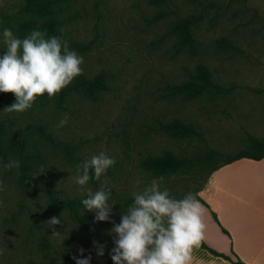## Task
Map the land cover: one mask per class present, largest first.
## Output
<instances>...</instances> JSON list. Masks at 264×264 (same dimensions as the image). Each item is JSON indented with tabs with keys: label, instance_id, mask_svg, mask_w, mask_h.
<instances>
[{
	"label": "rangeland",
	"instance_id": "374dc122",
	"mask_svg": "<svg viewBox=\"0 0 264 264\" xmlns=\"http://www.w3.org/2000/svg\"><path fill=\"white\" fill-rule=\"evenodd\" d=\"M24 6V0H0V55L7 50L3 29L12 30L26 18ZM61 19L67 39L89 47L80 51L69 46L83 58L81 75L92 79L103 73L107 90L96 101L72 96L66 109L37 97L23 113L3 111L15 96L0 93L1 120L16 128L41 123L53 136L54 144L32 138L42 158L38 174L59 196L86 198L70 177L78 165L103 152L115 164L86 188L95 192L106 182L112 190L111 219L119 223L132 193L153 179L174 199L189 192L197 196L213 169L248 148L249 136L264 141V0H168L162 6L149 0H76ZM181 19L195 21V56L180 49L173 35V25ZM222 38L232 49L219 45ZM200 63L210 69L216 88L191 101L171 97L167 88L185 82ZM65 117L67 123L60 127ZM177 118L194 124L200 136L166 134L161 123ZM165 150L192 159V171L160 179L141 167L147 156ZM7 163L0 159V264H76L73 255H91L90 264L113 263V242L106 234L110 222H94V213L84 209V224L74 222L68 212L55 213L42 187L20 186L19 168L7 169ZM53 216L61 218L56 226L60 236H51L44 224ZM93 241L106 242L103 257H97Z\"/></svg>",
	"mask_w": 264,
	"mask_h": 264
},
{
	"label": "clouds",
	"instance_id": "9594fccd",
	"mask_svg": "<svg viewBox=\"0 0 264 264\" xmlns=\"http://www.w3.org/2000/svg\"><path fill=\"white\" fill-rule=\"evenodd\" d=\"M2 40L7 50L0 55V93H12L15 102L3 111L23 113L30 109L37 97L51 99L82 74L83 58L69 49L62 37L45 38V33L32 30L20 39L9 28H4ZM67 123V117L59 126ZM115 160L105 153L93 155L77 166L76 175L70 179L86 192L82 200L84 210L94 213V222H110L107 230L113 242L109 255L113 264H193V253L205 241L206 224L204 208L196 196L189 192L182 199H174L167 189L161 190L160 180L153 179L142 191L133 192V202L121 211L120 222L111 219L113 204L109 201L112 190L102 182L93 192L86 186L90 179L99 181ZM7 169L19 168V161L10 160ZM90 172L92 175H90ZM162 179V178H160ZM139 183V182H138ZM4 191L0 181V192ZM61 218L53 216L44 224L52 230L53 237L61 234L56 226ZM97 257L105 254L106 242L93 241ZM80 256L84 249L80 248ZM76 264H90L91 255L78 258Z\"/></svg>",
	"mask_w": 264,
	"mask_h": 264
},
{
	"label": "trees",
	"instance_id": "16d2710c",
	"mask_svg": "<svg viewBox=\"0 0 264 264\" xmlns=\"http://www.w3.org/2000/svg\"><path fill=\"white\" fill-rule=\"evenodd\" d=\"M76 0H24V20L20 21L12 29L14 35L23 39L31 33L32 30H40L45 33V38L51 36L62 37L68 41L70 47L86 51L89 49L87 45H80L70 42L64 32L61 31L62 25L61 14L67 7L71 6ZM168 0H149L154 6L165 5ZM194 20L181 19L173 25V35L178 39L180 49L195 56L197 54L198 42L194 37L193 26ZM219 45L225 49H232L231 42L222 38ZM216 88L210 69L200 63L194 72L189 73L188 79L182 84L169 86L167 88L169 95L174 98H181L184 101H191L212 92ZM107 90L106 76L103 73L88 78L84 75L78 76L72 84L68 85L55 97L51 98L55 101L59 109H66L67 100L75 95H81L89 100L96 101L100 92ZM41 102L49 99L47 94L39 97ZM162 130L169 136L177 139H187L199 137L200 133L194 124L184 122L177 118L168 123H161ZM34 137H38L44 142L54 144L53 136L47 130V126L41 123H30L24 128H16L15 123L10 120L0 119V159L7 163L9 159L15 158L19 161V184L23 188H35V184L42 187L48 198L49 207L55 213L68 212L72 220L78 224L86 222L83 217L82 199L65 198L59 196L58 193L47 186V180L38 174V162H42L40 152L33 143ZM264 158V141L249 136V145L246 150L241 151L238 155L230 158L213 169L210 176L221 166L230 164L240 159L261 160ZM83 163V162H82ZM141 167L151 173L155 177L166 178L174 176L178 173H189L194 167V161L190 158L182 157L170 150H165L161 155H149L141 161ZM90 175L91 172H90ZM96 183V179H90ZM196 198L200 201L199 192ZM133 197L127 200L130 206ZM201 247L210 254L231 261L232 264H245L242 261H233L230 257L218 253L208 247L204 242ZM113 264V263H112Z\"/></svg>",
	"mask_w": 264,
	"mask_h": 264
},
{
	"label": "crops",
	"instance_id": "0c3cea01",
	"mask_svg": "<svg viewBox=\"0 0 264 264\" xmlns=\"http://www.w3.org/2000/svg\"><path fill=\"white\" fill-rule=\"evenodd\" d=\"M204 243L233 261L264 264V158L218 168L199 194ZM193 264H232L200 247Z\"/></svg>",
	"mask_w": 264,
	"mask_h": 264
}]
</instances>
